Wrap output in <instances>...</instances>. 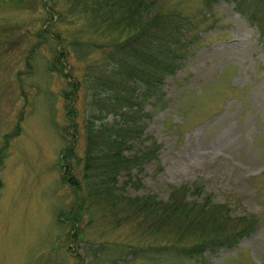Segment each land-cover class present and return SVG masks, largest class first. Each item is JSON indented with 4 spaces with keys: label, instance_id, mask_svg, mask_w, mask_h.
Wrapping results in <instances>:
<instances>
[{
    "label": "rangeland",
    "instance_id": "1",
    "mask_svg": "<svg viewBox=\"0 0 264 264\" xmlns=\"http://www.w3.org/2000/svg\"><path fill=\"white\" fill-rule=\"evenodd\" d=\"M156 1L157 11L173 20L189 17L196 40L175 73L165 77V98L140 102L146 118L124 154L153 156L118 174L120 208L126 197L149 195L165 202L173 190L184 195L180 189H186V202L200 204L209 195L205 208L222 205L233 218H255L254 231L233 248H205L198 258L153 249L161 257L148 261L134 253L153 241L145 236L153 235L146 223L121 222L107 215L100 201L80 220L70 219L77 189L62 182L59 164L74 138L65 117L72 97L65 93L72 78L83 80L88 64L103 61L101 45L129 32L108 39L96 32L92 41L98 46L77 45L90 33L81 32L83 18L62 1L0 0V264H264L259 29L228 0ZM90 93L78 91L77 121L88 111ZM79 132L80 155L85 134Z\"/></svg>",
    "mask_w": 264,
    "mask_h": 264
},
{
    "label": "trees",
    "instance_id": "2",
    "mask_svg": "<svg viewBox=\"0 0 264 264\" xmlns=\"http://www.w3.org/2000/svg\"><path fill=\"white\" fill-rule=\"evenodd\" d=\"M60 1L66 9H71L69 12L83 18L81 32L90 33L88 38H82L80 42L76 40L77 45L98 46L92 41L96 32L104 34V39L117 31L129 32L118 40L101 45L106 51L103 61L88 64L83 80L88 79L72 78L69 82L71 90L65 93L66 97H72V106L65 117L73 130L69 134L74 138L59 164L63 169L62 182L77 189L76 201L71 206L74 218L70 219L80 220L89 205L100 201L107 215L118 216L121 222L146 223L153 235L147 230L145 236L153 241L136 247L139 249L134 253L145 255L148 261L161 257L154 253L164 254L166 251L198 258L205 248L235 247L254 231L257 220L250 216L233 218L222 205L205 208L203 204L210 201L209 195H205L200 204L185 201L186 189H180L184 195L173 190L165 202L149 195L133 199L126 197L121 209L119 196L115 194L118 174L137 160L147 161L153 156L146 153L143 157L141 154L129 157L124 151L132 140L139 138L140 121L146 118L140 102L153 99L157 103L165 98L162 91L164 79L175 73L192 49L196 24L189 17L173 20L170 13L157 11L156 0ZM228 1L258 27L264 42V16H261L264 14V0ZM60 57L57 54L59 60ZM80 89L91 91V102L81 121H77L78 110L74 104ZM79 129L85 134L80 155L76 153ZM83 187L86 194L79 192ZM193 193L198 194V186ZM122 211L123 215H120ZM74 236L77 239L79 234ZM153 249L154 253L149 251Z\"/></svg>",
    "mask_w": 264,
    "mask_h": 264
}]
</instances>
